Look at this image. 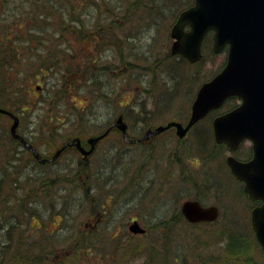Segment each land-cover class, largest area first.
<instances>
[{
  "label": "rangeland",
  "instance_id": "374dc122",
  "mask_svg": "<svg viewBox=\"0 0 264 264\" xmlns=\"http://www.w3.org/2000/svg\"><path fill=\"white\" fill-rule=\"evenodd\" d=\"M21 1H23L24 5H26L25 3H29V0H19L16 4L18 5V11H16L15 14H19L20 11L22 14L24 11L21 6ZM136 1L137 0L123 1V3H125L124 7L121 9L123 21L125 19L132 21L131 23L128 21V25H137L139 22L137 21L138 17L134 15L135 11L131 8ZM152 1L155 4L154 6L150 4ZM161 1L162 0H143L144 4H147L146 9L148 13L152 10L156 14V5L161 6ZM0 2L5 3V0H0ZM31 3L36 7L38 6L39 9L45 10L51 14V16H49L48 19L45 16L36 19H28L26 15L27 12L25 13L26 17L25 15L22 16L19 14L22 16V20H26V28H28L29 31L32 29V35L29 36L24 32L23 35L26 37V40H23L19 45L11 46V50L6 52V56L0 55V80L2 82L1 86L4 87L1 93L5 95L4 103L8 104V107L15 108L14 105L17 107L16 112L21 118L20 134L29 137L32 144L38 147L44 154L49 153L48 146H53L55 144L57 147L64 137H68V135L76 132V127L83 121V118H85L84 114L87 115L86 112L82 113V111L78 109V107H83L87 104L84 96H93L92 94H94V96H99L100 94L105 95L113 88L114 94L111 96L112 99L107 98V100L97 103L95 97L92 98L93 103L91 109L94 116L98 117V121H96L98 124L106 123L111 117H117L122 113V109L130 107L134 103L133 106L129 108L130 110L133 108L137 110L143 108L149 113H153V110H158L153 118L154 125L156 122H158L157 125H166L170 121H182L184 117H188L190 114L189 112H191L190 106L201 83L209 80V78L216 74L227 62L226 52L213 55L211 46L207 47L209 44L207 43L206 48L204 46L202 50L203 55H207V59L203 64L197 63V65L192 66L185 61H179L181 58H175L172 61L164 63V65L163 62H161L162 65L160 69H162L160 71H165L164 75H168V73L171 74L169 65H172V68L176 65L178 70L180 66L183 67L181 70L183 72L182 83L178 84L175 82V84H173V81H166V85V83H164L165 81L163 80V82L161 79L153 81L155 75L152 71H150L151 74L146 77L141 76L142 72L137 69L138 67L134 66L136 63L138 64L142 62V60H145L144 54L140 53L141 50H153V55L151 57L155 56V59H157L156 57L164 58L165 52L171 54L170 48L173 43L169 36L171 30L167 34L164 33L168 27L167 26L165 29L166 20H164V18L175 10L172 5L173 3L169 4L167 8L162 5L165 13H163L162 16L156 14V18H154V16L152 17V15L149 17L147 16L150 21L149 23H146L141 18V23L145 24H142V32L140 31L139 40H135L133 43L127 42L125 39L126 34L129 33L127 32V26H125L124 32L121 28H116L114 33H116L115 38L120 41L119 43L116 42L119 48H117L115 52H109L108 58H106V55L100 57V55L93 53V45L90 47V51L84 54L81 49H85V46L82 47V42L78 41L77 34H74V31H66L64 33L58 30L62 29L59 24L61 19L58 14L52 13V6L49 7L48 0H31ZM6 4L7 5H2V3H0V16H2L0 18V43L9 38L15 39L17 33L14 31L18 30L15 26H6L10 21L14 20V17H17L14 15L9 18L8 15H5L8 9L16 10L15 4ZM140 9L143 14L145 9ZM116 19L118 22H115L119 24L120 17ZM111 22H113L112 19ZM172 24L173 22L170 24L171 26L169 29L172 27ZM4 26H6V28ZM148 27L152 28V31H146ZM46 28H48V30H45ZM54 28L57 30L54 31ZM62 35H65L64 40L60 39ZM120 38H123L124 41H121ZM5 44L6 43H3L0 47L8 48ZM87 49L89 50L88 46ZM70 51L73 53L74 57L70 56ZM116 56L117 59L115 58ZM87 59L88 62H86ZM3 60L6 61L2 64ZM127 61L131 62L130 65L127 64ZM178 62H185V65L178 64ZM85 64H88V66H85ZM102 66L106 68L110 67L119 77L113 81L110 79L111 74L104 75L102 73V76L97 75L98 73L96 74V70ZM116 68L119 70L116 71ZM86 71L88 74L84 73ZM86 86H89V95L85 92L86 89L84 88H86ZM168 86L177 88L176 96L175 93L163 94L162 91H165ZM145 89L150 92L143 98L144 95L142 96V92L143 90L145 91ZM144 99L145 102L141 103ZM159 99L160 104L157 108L156 102L158 105ZM55 101L56 105L52 106V102ZM87 106L88 105H86V107ZM228 108L229 105L227 104L223 110ZM130 110L126 112V120H128L127 123L130 125V135L137 136L140 134V131L135 128L133 129L136 120H134V118L132 119L135 111L130 113ZM115 112L116 114L112 115ZM4 118L6 120L4 119L1 123L0 136H4V133H6V135L7 133L9 134V129L11 128V123L7 117ZM57 120L61 121L60 125H57ZM98 124L96 127H98ZM89 129H91L88 131L90 135L95 134V128H93L92 125H90ZM113 139L112 137V139L109 138L105 141H101L96 152L93 154L94 156L91 158L90 164L94 166V177L96 178L99 172V176L97 177L101 179L109 177L117 178V171L113 170L115 162L119 161L120 165L125 167L128 165V161L133 160L134 167H132L129 172L125 173V175L123 174L125 178L121 179L119 182L123 185L132 178V185L135 187L139 184L137 183V178H145L146 181L152 180L153 196L149 194V196H144L146 195L145 193H142V196L147 199V208H150L149 204H152L151 207L154 208V215H151V219L156 218L157 222L170 217L179 209V206L177 207L174 205L175 201L172 203L169 202L170 195L175 196V199L180 197V195L173 194L180 193L178 185L171 190L170 193L168 190L174 185L182 182L181 177L185 178L187 173L189 177H195L198 174L200 176L202 174V169L206 172V169L209 167V161H207L208 157L206 155H204L205 161L199 159V166L197 164L198 162L192 161V158H189L188 155L184 154V157H182L183 145L190 146L192 141L183 143L182 147H180L179 144H177L178 140L174 131L169 130L161 136L156 137V139H152L150 144L148 143L146 145H126L120 148L117 144L112 145ZM245 145L248 146L247 143ZM9 146L11 145L9 144ZM198 147H200V145H197V148ZM113 148L117 150L113 151ZM165 150H167V153L163 156ZM9 151L10 148L6 146V152ZM212 152H214V150L210 148L205 153L209 155ZM118 153L121 155L118 156ZM179 156H181L180 158L184 164L175 160ZM74 157L71 150L58 159L56 165L60 168L57 169V172L70 173L71 170H67L66 166L75 162L73 161L75 160ZM143 160H146L147 163L150 164L146 177L143 174L142 176L139 175L141 162ZM20 165H23V163ZM7 166L8 169H10L11 163H8ZM70 166L73 167V164ZM103 169H107L109 174L102 172ZM27 170L28 172L26 171L27 175L25 174V178L21 176L14 177L15 180L24 181L26 177L33 178L40 176H36L37 172H47L45 168L42 170L39 167L37 171L30 170V168H27ZM169 170H171V176L167 174ZM208 173L205 179L204 175L199 177L200 183L206 186H215L218 191L222 193H217V196L214 187H208L206 190V186H204V190L209 194V197L203 202L209 205L216 202L218 203L219 200L223 213L227 211L229 215V221L226 223H223V217L214 224L190 226L185 223L180 225L178 223L166 228L167 233L164 235L162 232L165 230L161 227L149 229L145 235H133L128 231V226L130 224V220L128 219L131 216L137 215L139 212L141 214L147 213L140 208V201H142V198H145L137 195L136 197L139 199H135L133 203L130 202L128 196L122 197V200L118 199L114 201L112 199L107 205L106 217L102 219L100 227L101 232L96 231L97 233L91 237V241L95 243L93 247H85L82 250L75 247L73 251L67 252L71 250L68 244H65L64 248L59 250L61 246L55 243L42 253L45 258L41 261V264H264V252L256 244L257 241L252 231V225H250L249 214L243 203L244 198L242 197L238 182H236V179L232 176L230 171L227 170L225 165H212V170H209ZM16 175H18V173ZM68 178H70V176H68ZM52 179L53 178L49 181ZM39 180L40 179H37L35 181L38 182V184L43 181ZM9 185H6L8 189L4 191L5 193L0 198V204L4 202V200L11 201L12 204L21 198L20 195L14 197L15 200L10 198L11 190ZM50 186L51 182L42 187L39 186L38 189L43 190L39 193V196H43L45 192L49 193L48 188H50ZM56 187L66 188L63 184ZM68 189L70 191L69 186ZM193 189L194 188L189 191L191 194L194 192ZM55 193L56 191H54L51 196ZM113 193H118V191L115 189ZM185 195V192L181 193L179 204ZM117 196L119 197L118 194ZM75 198H77V201L71 198L70 210L67 208L64 209L65 206H61V202L55 200L59 202V205L56 204V210H64L67 214L71 212L72 228H74L72 230L76 231V233L78 230H81L83 234H88L85 229V220L88 218L90 210H88V208L85 210V205L81 207V193ZM97 199L100 201L99 198ZM80 213H82V216L76 221L74 218L76 214ZM59 220L58 217H55L54 220L50 221V229L56 230L58 234H61L57 229L63 226L67 227L70 222L67 215L65 218H62L60 222ZM142 223H146V221ZM34 224L37 225L39 222L35 221ZM118 224L126 225V227L122 231L120 230V232L118 228H116ZM141 226L144 228V225L141 224ZM105 230L109 232H105ZM22 231L23 229H21L20 232L24 240H28L30 237L34 238V236H29L27 231ZM65 235L66 233H63V235L57 239H62L66 237ZM140 242L144 243V247H141L142 249L139 250L138 255H127V253L123 252L129 246L137 247ZM40 252L41 250L37 252V254H40ZM11 260L13 259L7 258L8 262Z\"/></svg>",
  "mask_w": 264,
  "mask_h": 264
},
{
  "label": "trees",
  "instance_id": "16d2710c",
  "mask_svg": "<svg viewBox=\"0 0 264 264\" xmlns=\"http://www.w3.org/2000/svg\"><path fill=\"white\" fill-rule=\"evenodd\" d=\"M18 1L19 0H14V1L5 0V4L6 3H13L16 5L18 3ZM123 1H126V0H48V3H49V7L52 6V13L58 14L60 16L61 22H59V24L61 25L62 29H58V30H60L64 33L66 31H72V32L74 31V34H77L78 41L82 42L81 43L82 47L85 46V49H83V48L81 49L84 54H86L87 51L89 52L90 47H92V45H93L94 46L93 47V53L100 55V57H103L106 55V58H108L109 52H115L116 49L119 48V45L116 44V42L119 43L120 41H118L115 38L116 33H114L116 28H121L124 32V28H125V26H127V28H128L127 32H129V33L126 34L125 39L127 40V42L133 43V42H135V40H139V38H140L139 35L142 32L141 31L142 24H145V23H141V21H140L141 18L146 23L150 22L148 20L147 16L149 17L152 15V17L154 16V18H156L155 17L156 13L154 11L151 10L148 13V11L146 9L147 4H144L143 0H137L131 8L133 11H135L134 15H136L135 17H138L137 21H139V22L137 23V25H130V24L128 25L127 22L130 20H126L124 18L125 20L123 21L122 14H121V9L125 5V3H123ZM28 2L29 3H25L26 5H24L23 1H21V6L23 7L24 11L22 14L20 11L19 14H21L22 16L25 15L26 12L28 13V14L26 13V15L28 16L27 17L28 19H36V18H40L41 16L42 17L45 16L48 19V17L51 16V14H49L45 10L39 9L38 6L36 7L33 3H31V0H29ZM0 3H3V2H0ZM161 3H162V5L165 6V8H167L169 4L173 3L172 5L175 8V10L172 13H170V11H169L170 15H168L167 17L164 18V20H166L165 21V29L168 26L166 31L164 30L165 31L164 33L167 34L170 31L169 30V27L171 26L170 24L176 20L175 18L177 17V15L180 12L184 11V9H187L188 7L192 6L194 3V0H162ZM150 4L153 6L155 5L153 1L150 2ZM162 5L161 6L156 5V7H157V14L156 15H158V16H162L164 13V9H163ZM140 8L145 9V12L143 14L140 11L141 10ZM16 11H18V5H16V10L12 11L9 9V11L7 10V14H5V15H8L9 18H11L14 15L17 16V17H14V20L10 21L9 24L6 26H12V27L15 26L18 28V30H15V33H17L15 35V39L9 38L6 41H3L0 43V45H3V43H6L5 46L8 47V48H1L0 47V55L1 56L2 55L6 56V52H9L11 50V48H10L11 46L19 45L21 42H23V40H26V37L23 35L24 32L27 33L29 36L32 35V29H30V31H29L28 28H26V26H25L26 20H22L21 15L15 14ZM26 15H25V17H26ZM1 17L2 16H0V18ZM118 17H120L119 24L116 23V22H118V21H116L117 20L116 18H118ZM111 19L113 20V22H111ZM5 20H6V17H5ZM151 20H152V18H151ZM131 22L132 21H130V23ZM120 25H121V27H120ZM6 26H4V27L6 28ZM71 28H73V29H71ZM78 28H80V29H78ZM45 30H48V28H46ZM56 30L57 29L54 28V31H56ZM148 30L152 31V28H150V27L146 28V31H148ZM64 38H65V35H62V37H60L61 40H64ZM122 39L120 38L121 41H124V39L123 40ZM207 41H210L209 37L207 38ZM87 46L89 47V50L87 49ZM69 53H70V56L74 57V55L71 51ZM140 53L144 54L143 56L145 57V60H142V62H140L138 64L136 63L134 66L138 67L137 69L142 72V75H141L142 77L143 76L146 77L147 75H150L151 74L150 71H152V73H154V75H155L153 81L161 79L162 81L163 80L165 81V82L164 81L163 82L166 83V85H167L168 81H173V84H175V82H177L178 84L183 82V79H182L183 72L181 71L183 67H181V66H180V69L178 70V67L176 65L174 68H172V65H169V69H170L171 74L166 72V73H168V75H166V74L164 75L165 71L164 72L160 71L162 69V68L160 69V67L162 65L161 62H163V65H164V63L172 61L175 58L179 59V57H176V56L173 57L169 52H165L166 54H165L164 58L156 57L157 59H155V56L151 57L153 55V50H150V49L141 50ZM115 58L117 59V56ZM5 61L6 60H3L2 64ZM179 61L183 62L184 60L181 59ZM203 61H201V64L204 63ZM86 62H88V59ZM130 63L131 62L127 61L128 65H130ZM184 63L178 62V64L185 65ZM85 66H88V64L87 65L85 64ZM124 66H125V64H124ZM118 70L119 69L116 68V71H118ZM84 73L88 74L87 71ZM102 73L104 75L111 74L110 79L113 81L117 77H119L117 74H115L113 72V70H111L110 67L106 68V67L102 66L98 70H96L97 75L102 76ZM91 74H89V75H91ZM177 76H179V77H177ZM0 82H1V80H0ZM3 83H5V82H3ZM110 84H112V83H110ZM173 87L168 86V88L165 91H162L163 94L175 93V96H176L177 88H173ZM2 88H4V87L1 86V92H2ZM84 89H86L85 92H87V93L90 90L89 86H86V88H84ZM112 89H110L108 91L109 94L107 92V94H105V95L100 94L99 96H96V95L94 96V94H92L93 96H84L86 98L85 100L87 102L86 105H88V106L87 107H86V105H84L83 107L80 106V107H78V109H80L82 111V113H85V112L87 113V115L84 114L86 119L83 118V121H81V123H79V125L76 127V132H73V133L71 132L72 135H68V137H64L63 140L58 144L57 147L55 146V144L53 146H48V150L49 151L57 150L58 147L67 143L72 138V136L73 137L75 136L78 138L79 137L80 138H87L88 136H90V134L88 132L91 130V129H89L90 125H92V127L95 128V133H101L105 129H107L112 124L113 117H111V119L107 120L106 123L98 124L96 122V121H98L97 120L98 117L94 116L93 111L91 109L92 103H93L92 98L95 97V100L97 103L105 101V100H107V98L110 99L111 96L114 94V90H112ZM148 92H150V91H148L147 89H145V91L143 90V92H142V96L144 95L143 98L148 94ZM88 95H89V93H88ZM4 99H5V95H2L1 100H4ZM144 102H145V99L141 103H144ZM133 104L131 106H133ZM159 104H160V99H159L158 105L156 102L157 108H158ZM55 105H56V101L52 102V106H55ZM14 107L15 108L10 107L9 110H16V108H17L16 105H14ZM130 107H126L125 109H122V112L125 114V117H126V112L127 111L129 112ZM157 111L158 110H156V111L153 110V113H149L146 109H143V108L138 109V110L133 108L132 110H130V113L134 112L132 119L134 118V120H136V123H134V125H133V129L136 127H139L141 122H144L143 128H145V126L147 125V122L152 121V119L154 118L155 113ZM114 114H116V112L113 113L112 115H114ZM146 114H148V115L145 116ZM135 115H138V116L135 118ZM140 116H142V117L145 116V117L142 120L140 118ZM148 116H153V118L152 119L150 118L151 120H149ZM56 123H57V125H60L61 121L57 120ZM97 124H98V127H96ZM205 124H206V122H204L202 125H205ZM144 132L145 131H141L140 134H138L137 136H141L142 134H144ZM205 132H207V134L205 136L209 137L208 131H205ZM137 136H131V138H134ZM6 139L9 140V142H10L9 144L11 146L9 148L13 149V146H15L17 143L14 141L15 139H12L11 137H6ZM182 144L183 143H179V146L182 147ZM197 144L200 145V147L197 148L199 153L196 152V155L200 159H203L205 161L204 155H206L208 157L207 161H209V165H210V162H211L210 155H207L205 152L208 151V149L213 148L214 152L212 153L211 157H214L215 161H217L219 164L224 165L223 160H222V155H223L222 147L217 146L213 141L212 142L208 141L206 143H201V144L197 143ZM11 149L9 152H6V155H9L10 153L12 154ZM71 150H72V155L75 156L74 157L75 160H73L75 162L71 163V164H73V167L75 169L70 171L71 174L70 173H68V174L67 173H58L56 178H53L51 181H49L50 179L45 176L44 172H37L36 176L37 175H40V176L33 177V178L32 177H30V178L26 177V179H24V181H20V180H15V178L19 177V173L21 172L22 168H25V167L30 168L31 167L32 170H34L33 168H35L36 166H39V168L44 170V167H45L44 165L37 164V162L34 161V158H32V155L30 153H28L27 150H24L22 147L21 163H23V165L21 166V168L19 169L18 172L8 171V174H7V177H12V180H11L12 184L10 186V190H11L10 191V196H11L10 198L15 200L14 197H16L17 195H20L21 198L19 200H16L12 204H11V201H7V200H4V202H1V204H0V264H16V263L17 264H34V263L41 264V261H43L45 256H43L42 254H33V252L36 250L37 247H39L41 249H45L46 247L50 246V244L52 242H53V244L57 243L58 245L61 246L59 250L64 248L65 244H68V246L71 248V250H69L67 252L73 251V249L75 247H77V249H79V250H82L85 247H93L95 245V243H93L91 241V237L94 236V234H96V232H94L90 226V224H91L90 220H91V218H93V215L91 214L90 217L88 215V218L85 220L86 221L85 229L88 232V234H83L82 233L83 231H81V230H78V232H77L78 234H77L76 231L72 230L74 228H72L71 212L69 211L70 213L67 214V212H65L64 210L63 211L58 210V209L56 210V204L59 205V202L55 201V200H59L61 202L60 203L61 206H63V207L66 206L67 209L70 210L71 198H72V200L77 201V198H75V197H78V194L81 193V198H80V199H82L81 207L89 204L92 207L93 206H99L102 209L106 210L108 207L107 205H108L109 201H112V199L115 201L118 198H114L113 196L110 195L111 193H113L115 191V188L113 189V185H112V188L106 187L107 186V184L105 183L106 180H102L101 178L97 177V176H99V172L97 173L96 178L94 177V175H93V172H94L93 167L94 166L92 164H90L88 166V163L91 160H89L88 163L85 165L84 163L86 161L82 157L78 156L75 148H72V147H69V149H67L63 153V155H65V153H67ZM114 150H117V149L113 148V151ZM182 151H183L182 157H184V154L188 155L189 158L190 157L192 158L194 155V152L192 151L190 146L183 145ZM113 154L117 155L116 153H113ZM120 155L121 154L118 153V156H120ZM78 157H80V158H78ZM180 157L181 156L177 157L175 160H178V162H181L182 164H184V162L181 160ZM7 165H8V163H7ZM117 167H120L119 168L120 173H121L120 176H122V177H125V176H123V174L125 175V173L129 172L128 165L125 166L124 168H122L123 167L122 165H119ZM117 167H115L114 169H116L118 172ZM37 169H38V167H37ZM37 169L35 171H37ZM77 170H80V171L77 172ZM27 172H28V170H27ZM74 172H77V173L73 174ZM82 172L83 173L86 172V175L82 174ZM102 172H101V174H102ZM17 173H18V175H16ZM111 173H112V171H111ZM28 174H30V173H28ZM68 176H70V178H68ZM21 177L25 178V175L21 176ZM37 179H40L39 181H42V180L43 181L38 184V182L35 181ZM59 179H60L61 183H58ZM120 180L121 179L119 178L117 181H120ZM48 181L51 182V186H50V188H48L49 193L45 192L43 196H39V193L41 191H43V190L38 189L39 186L42 187V186L46 185L47 183H49ZM3 182L0 183V198L4 194V190H5V188L3 187ZM33 183H35V184H33ZM60 184H63L67 189L64 187H60V188L56 187V186H59ZM195 184L196 185L194 186V189H193L194 192L192 194H191V192H188L184 196V198H182V200L183 199H192V197L193 198L197 197L198 199H201L204 196H206V194H205V193H207L206 191L202 193V191L197 189V187L199 185L197 179H196ZM68 186L70 187V191L68 189ZM94 189L95 190L102 189L103 191H101V192L104 194H101V192H95ZM54 191H56V193L53 196H51ZM46 198H49V199H46ZM68 198H69V200H68ZM97 198H99L100 201ZM62 201L66 202L67 205H63ZM77 205H79V204H77ZM174 205H176L178 207V204H174ZM140 208H142L144 211L147 212L145 214H141L139 212L140 215H146V217L148 219H151V215H154V208H152L151 206H150V208H147V205H141ZM66 215L68 216L70 223L67 227L63 226V227L57 229L58 231L61 232V234H58V232H56V230L50 229V227H51L50 221L54 220L55 217H58L60 219L59 220V222H60L61 219L65 218ZM81 216H82V213L76 214L74 219L77 221L79 218H81ZM105 217L106 216H104V219H105ZM151 220L154 221V225L152 227H149L147 230L149 231V229L161 227L162 229L165 230L162 232L163 235L167 233L166 228H169V227H171L175 224H178V223H179V225L182 223L186 224V221H185L184 217L181 216L179 209L170 217L162 219L159 222L156 221L157 220L156 218L151 219ZM35 221H38L39 224H37V225L34 224ZM21 229H23V231H27L29 236L30 235L34 236V238L30 237L33 239L31 240L30 238H28V240H24L23 235L20 232ZM48 229H50L52 231L53 236H50V234L47 231ZM62 232L66 233V235H65L66 237H63L62 239H57L58 237H61V235H63ZM21 247H24V248L21 252H19ZM141 247H144L143 242H140L137 247L129 246L125 250V253H127V255L128 254L138 255L139 250L142 249ZM152 254H154V253H152ZM47 257H48V255H47ZM7 258H12L13 260L8 262Z\"/></svg>",
  "mask_w": 264,
  "mask_h": 264
},
{
  "label": "water",
  "instance_id": "95a60500",
  "mask_svg": "<svg viewBox=\"0 0 264 264\" xmlns=\"http://www.w3.org/2000/svg\"><path fill=\"white\" fill-rule=\"evenodd\" d=\"M177 19L171 29V37L175 39L171 47L173 55L180 54L197 63L202 58L204 38L213 31L212 50L219 54L229 46L228 62L219 75L199 89L186 127L180 122H169L129 142L145 141L170 128L176 129L177 136L184 138L190 128L211 110L221 108L233 96L238 97L242 101L240 107L214 120V136L217 143L227 144L232 151L237 150L245 138L253 142L251 161L244 163L229 157L227 163L234 176L247 184L246 191L251 197L263 201V205L252 212V225L259 244L264 248V0H196L194 6L184 10ZM186 25L190 27L189 31L184 30ZM1 113L13 117L12 135L20 139L41 163L55 161L70 146H75L88 157L97 143L109 134L108 130L101 136L91 137L89 151L83 148L80 139L69 141L52 158L45 160L17 134L19 118L2 108ZM114 126L125 134L128 132L122 116ZM181 206V214L192 224L215 222L219 218L220 210L216 205L205 206L199 201L187 200ZM129 231L136 235L146 233L138 222L131 224Z\"/></svg>",
  "mask_w": 264,
  "mask_h": 264
},
{
  "label": "flooded vegetation",
  "instance_id": "af4514ba",
  "mask_svg": "<svg viewBox=\"0 0 264 264\" xmlns=\"http://www.w3.org/2000/svg\"><path fill=\"white\" fill-rule=\"evenodd\" d=\"M226 104H228L229 105V108L228 109H226V110H223V108L220 110V111H215V112H211L207 117H208V121L206 122V124L205 125H202V124H196L195 126H193V127H191L190 128V130H189V132L187 133V135L184 137V138H179V136H177V130L176 129H174V128H170V129H168V131L170 130V131H174V134H175V136H176V138H177V143L179 144V143H186V142H190V141H192L191 143H193V142H196V143H199V144H201V143H206V142H208V141H210V142H214L215 144H218L217 143V141H216V139L214 138V128H212V123H213V121H214V119L215 118H217L218 116H220L221 114H223V113H227V112H230V111H232L233 109H235V108H237L239 105H240V102L238 101V99L237 100H235L234 102H230V103H226ZM148 114H146L145 116H147ZM144 116V117H145ZM123 117H124V120H126V118H125V116L123 115ZM149 117V120H151L152 118H153V116H148ZM151 118V119H150ZM115 119H116V117H114L113 118V122H112V124L108 127V128H110L111 130H110V135H112L115 131H118V129H116V128H114L113 127V125H114V123L116 122L115 121ZM185 118H183V120H184ZM147 121V120H146ZM153 122V123H152ZM202 123V122H201ZM126 124H127V126H128V129H127V131H128V136H130V131H129V129H130V125L126 122ZM158 122H156L155 123V125H154V121L152 120V121H149V122H147V125L145 126V128H143V126H144V122H142L141 124H140V126L139 127H136L135 129H137V130H140V132L141 131H145V132H147L148 130H153V129H155L158 125ZM184 126H186V124H184ZM143 128V129H142ZM142 129V130H141ZM108 130V129H107ZM106 131V130H105ZM105 131H103V132H101V133H95V136H100L101 134H103ZM205 131H208V133H209V137H206L205 135L207 134V132H205ZM205 132V133H204ZM94 136V134L93 135H90V136H88L87 138H81L82 139V141H81V144H84V146H85V149L86 150H89L90 149V145L88 144V141H89V139H90V137H93ZM159 136H161V135H158V136H156V137H159ZM138 137H141V136H137V137H134V138H131V136L128 138L130 141H134V139H137ZM156 137H154V138H151L150 140H147V141H145V142H143V143H141V142H136L135 144L134 143H132V142H129V140H127V142H128V146H135V145H140V144H142V145H146V144H150V142H151V140L152 139H156ZM0 138H1V140H0V183H2L3 182V180H4V178L7 176V174H8V171H12V172H18L19 171V169L21 168V166L22 165H20L21 164V157H22V155H21V152H22V147L20 146V142L19 141H17V140H14L15 142H17L16 143V145L15 146H13V149H11V152H12V154L10 153L9 154V156H11L13 159H14V161L11 163V168L10 169H8V167H7V162H6V159H5V155H6V146L9 148L10 146H9V140H7V139H5L6 137L5 136H0ZM101 141H103V139H101ZM101 141H99L98 143H97V147L100 145V143H101ZM248 144V146H246L245 144ZM218 146H220V145H218ZM97 147H96V149L94 150V152L91 154V156L89 157V158H84L82 155H80L79 153V155L80 156H82V158L86 161L84 164L86 165L87 163H88V161L89 160H91V158L94 156L93 154L96 152V150H97ZM221 147H223V148H225L226 149V145L225 144H223V145H221ZM120 148H122L121 146H120ZM238 150L234 153V155L233 156H236V158L238 159V160H240V161H242V162H246V161H249V160H251V158H252V156H253V148H252V145H251V142L248 140V139H245V141L244 142H242L239 146H238V148H237ZM226 151H227V149H226ZM226 151H225V154H224V159H225V157H226ZM52 152L53 151H49V155L47 154V156L46 155H43L42 157H44V159L45 160H47V159H50V158H52ZM213 153V152H212ZM212 153H210L209 155H210V158H211V161L213 160V161H215V158L214 157H211V155H212ZM129 156V155H128ZM62 157V156H61ZM60 157V158H61ZM60 158H58V159H60ZM119 158V157H118ZM124 158V157H123ZM191 158V157H190ZM58 159L56 160V161H54V162H47L45 165L44 164H40L37 160L35 161V162H37V164H39V165H44V166H47V165H49V164H54V163H56L57 161H58ZM122 159V158H121ZM129 159H130V156H129ZM128 161V160H127ZM91 162V161H90ZM90 162L88 163V166L90 165ZM216 162V166H217V161H215ZM128 168H129V171H130V169L132 168V167H134V161L133 160H130V161H128ZM115 166H114V168L115 167H117V166H119L120 165V162L119 161H117V162H115V164H114ZM149 166H150V164L149 163H147V161L146 160H143L142 162H141V166H140V170H139V175L140 176H142V174L143 175H145V177H146V173H147V170H149ZM37 167H39V166H36L35 168H33L34 170H36L37 169ZM113 168V170H116V169H114ZM119 168L120 167H117V169H118V172H117V178H112V180H113V182H112V184H113V189L115 188L117 191H118V195H119V197H117L119 200H122L123 198L122 197H126V196H132L133 194V192H134V190H133V185H132V178H130L128 181H126L123 185H121L120 184V182L119 181H117L119 178L120 179H123V178H125V177H122V176H120V170H119ZM122 168H124V167H122ZM32 168L30 167V170H31ZM212 170V169H211ZM117 171V170H116ZM149 172V171H148ZM206 174H205V176H204V179L207 177V175L209 174L208 173V170H206V172H205ZM199 176V174L197 175V176H191V177H194L195 179L197 178ZM191 177H189L188 176V173L186 174V176H185V178H191ZM236 179V178H235ZM102 180H105V178H103ZM236 182H238V184H239V187H240V189H241V193H242V197L244 198V204H245V207H246V211H247V213L249 214V219H251V217H252V211L254 210V208L255 207H259V205H262V203H261V200H254V199H252V197H251V195H250V193L248 192V191H246V184H245V182H240V181H238L237 179H236ZM198 183H199V185H198V187H197V189L198 190H200V191H202V193L203 192H205L207 189H208V187L210 188L212 185H210V186H206V185H204L203 183H200V181L198 180ZM147 184H148V186L150 187V188H153V185H152V180H149V181H147ZM204 186H206V190H204ZM212 187H214L215 188V192H216V194L217 193H219V191H218V189L215 187V186H212ZM67 189V188H66ZM150 192H152V191H150ZM146 195H144V196H147L148 194V192H144ZM206 194V196H204L203 198H201V199H198L197 197H195V198H193L192 197V199H194V200H196V201H199L202 205L204 204V205H207L206 203H204L203 201L204 200H206V198H208L209 197V194L208 193H205ZM150 195V194H149ZM217 196H218V194H217ZM134 198V197H133ZM133 198H131V200H130V202L131 203H133L132 202V199ZM117 199V200H118ZM68 200H69V198H68ZM219 200H218V203L216 202V203H214V204H216L217 206H219L220 208L222 207L221 205H219ZM212 203V202H211ZM214 204H209L208 206H211V205H214ZM140 205H145V204H140ZM139 212V211H138ZM128 220H130V224H132L133 222H138L140 225L142 224V225H144V227H145V229H148L149 227H151V226H153L154 225V221H152L151 219H148L147 217H146V215H140V213H137V215H135V216H131ZM141 220H142V222L143 221H146V223H142L141 222ZM94 221V222H93ZM93 221H91L90 220V226H91V228L93 229L94 228V225H95V219L93 220ZM129 224V225H130ZM126 227V225H116V228H118V230L120 231H122L124 228Z\"/></svg>",
  "mask_w": 264,
  "mask_h": 264
},
{
  "label": "bare ground",
  "instance_id": "6f19581e",
  "mask_svg": "<svg viewBox=\"0 0 264 264\" xmlns=\"http://www.w3.org/2000/svg\"><path fill=\"white\" fill-rule=\"evenodd\" d=\"M3 4H5V3H2V5ZM5 5H7V4H5ZM9 10V9H8ZM15 32V31H14ZM8 107V104H6V103H2L1 104V106H0V108H2V109H6ZM138 115H135V118L137 117ZM140 118L143 120L144 119V117H142V116H140ZM141 120V121H142ZM142 123V122H141ZM100 127V126H99ZM70 135H72V134H70ZM112 137L115 139H113V143H112V145H114V144H117V145H119V146H126L127 145V140H128V138L130 137V136H128V133H124V132H121L120 130H118V131H115L112 135H110V134H108L107 136H105L104 138H103V140L105 141V140H107V139H109V138H111L112 139ZM76 137L74 136H72V138L69 140V141H72V140H74ZM197 143L196 142H193V143H191V145H190V148L192 149V151L194 152V155H193V157H192V161H195V162H198L197 164H198V166H199V157L196 155V152H198V150H197ZM58 148H60V147H58ZM167 150H165L164 151V153H163V156L167 153L166 152ZM199 153V152H198ZM5 159H6V162L7 163H12L13 161H14V159L11 157V156H9V155H5ZM47 163V162H46ZM46 163H43L44 165L46 164ZM127 163V162H126ZM122 164H124V163H122ZM196 164V165H197ZM212 165L213 166H215L216 165V162L215 161H211L210 162V165H209V170H211L212 169ZM67 167V170H74L75 168L74 167H71L70 165L69 166H66ZM45 168V170H47V172H44L45 173V175H46V177L47 178H49V179H51V178H56V176L58 175V172H57V169L58 168H60V167H58L57 165H56V163H54V164H49V165H47V166H45L44 167ZM26 171H27V167H25V168H22V170H21V172L19 173V176H24L25 174H26ZM77 171H80V170H77ZM103 172L104 173H106V174H109V171L107 170V169H103ZM202 174L200 175V176H202V175H204L205 176V172L203 171V169H202ZM82 174H84V175H86V172L85 173H83L82 172ZM167 174H169L170 176L172 175L171 174V170H169L168 172H167ZM109 176V175H108ZM200 176H198L196 179L197 180H199V177ZM107 177V176H106ZM138 179V182L137 183H139V184H137L135 187H133V190H134V196L132 195L131 197L129 196L128 198L131 200V198H133V201L132 202H134L135 201V199H137L138 197H136L137 195H139V196H142V193H144V192H148L147 194H150L151 196H153V194H152V192H153V190H152V188H150L149 186H148V184H147V181L145 180V178H137ZM196 179L194 178V177H191V178H182L181 177V180H182V182H180L179 184H176V185H174L172 188H170L169 190H168V192L170 193V191L171 190H173L177 185H178V188H179V190H180V193H173V194H177V195H180V197H181V193L182 192H185L186 194L192 189V188H194V186L196 185L195 183H196ZM11 181L12 180V177H5L4 178V182H3V187L5 188V190L4 191H6L8 188L6 187V185H9V186H11V184H12V181L11 182H9V181ZM105 180H106V184H107V186L106 187H111L112 188V182H113V180H112V178L111 177H109V178H105ZM103 182V183H104ZM58 183H61L60 182V179L58 180ZM190 186V187H189ZM94 191L95 192H101V191H103L102 189H100V190H95L94 189ZM150 191H152V192H150ZM5 193V192H4ZM102 193V192H101ZM132 193V194H133ZM111 196H113L114 198H117L118 196H117V193H111L110 194ZM149 196V195H148ZM171 197H170V200H169V202L170 203H172L173 201H175V204H178V206H179V209H181V205H182V203H183V201H181V203L179 204V201L181 200V199H175V196H173V195H170ZM142 197H144V196H142ZM145 199H141L142 201H140V204H145V205H148V202H147V199H146V197H144ZM150 198V197H149ZM139 199V198H138ZM62 204L63 205H67V203L66 202H63L62 201ZM150 206H151V204H149ZM67 207L65 206L64 207V209H66ZM86 208H88V210H90V212H89V216H91V214L93 215V218H91V221H93L94 219L96 220L95 221V225H94V228H93V231H97V232H101V230H100V227H101V223H102V219L104 218V216L106 215V210L105 209H102L101 207H99V206H90L89 204H87V205H85V210H86ZM134 208H135V206H134ZM94 222V221H93ZM130 226H131V224L128 226V230L130 229ZM50 229H48L47 231H48V233L50 234V236H53V234H52V231L50 230ZM104 230V229H103ZM106 231V230H105ZM96 232V233H97ZM106 232H109V231H106ZM31 240L33 239V238H30ZM52 244H53V242L50 244V246H48V247H51L52 246ZM48 247H46L45 249H41V248H39V247H37L36 248V250L33 252V254H37V252H39L40 250H41V252H40V254H42V253H44L45 252V250L48 248ZM23 248L24 247H21L20 248V250H19V252H21L22 250H23ZM124 253H125V251H123ZM230 260V259H229Z\"/></svg>",
  "mask_w": 264,
  "mask_h": 264
}]
</instances>
